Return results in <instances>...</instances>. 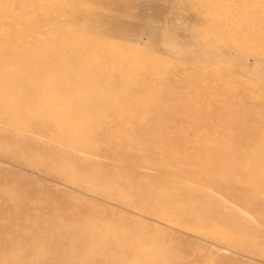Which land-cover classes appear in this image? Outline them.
I'll list each match as a JSON object with an SVG mask.
<instances>
[{
  "label": "rangeland",
  "instance_id": "1",
  "mask_svg": "<svg viewBox=\"0 0 264 264\" xmlns=\"http://www.w3.org/2000/svg\"><path fill=\"white\" fill-rule=\"evenodd\" d=\"M0 264H264V0H0Z\"/></svg>",
  "mask_w": 264,
  "mask_h": 264
},
{
  "label": "bare ground",
  "instance_id": "2",
  "mask_svg": "<svg viewBox=\"0 0 264 264\" xmlns=\"http://www.w3.org/2000/svg\"><path fill=\"white\" fill-rule=\"evenodd\" d=\"M21 133V132H20ZM139 172V171H138ZM228 255V254H227Z\"/></svg>",
  "mask_w": 264,
  "mask_h": 264
}]
</instances>
